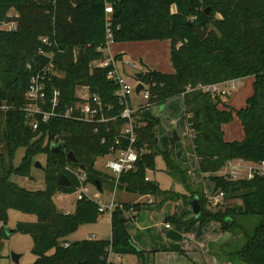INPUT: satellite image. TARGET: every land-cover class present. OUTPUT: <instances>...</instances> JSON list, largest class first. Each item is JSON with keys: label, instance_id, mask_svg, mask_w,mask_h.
<instances>
[{"label": "trees", "instance_id": "16d2710c", "mask_svg": "<svg viewBox=\"0 0 264 264\" xmlns=\"http://www.w3.org/2000/svg\"><path fill=\"white\" fill-rule=\"evenodd\" d=\"M105 4L113 11L109 16L112 43L167 41L172 68L170 73H163L141 64L146 71L142 82L154 83V87L145 107L135 114L139 124L135 169L121 174L116 185L115 180L94 168L98 158L108 155L125 123L119 118L123 106L115 97L116 86L106 77L107 69L92 66L104 58L99 49L106 48L107 42ZM10 12L18 15L16 30L0 29V259L3 244L9 238L5 231L9 210L36 217L34 222H18L15 226L16 233L31 238L30 252L35 257L31 264H105L108 250L141 258L143 251L134 246L123 226L141 210L137 205L121 204L112 211L109 239H86L65 245V238L80 224L94 223L101 213L95 201L82 195L73 213L65 214L57 210L53 197L79 189V181L65 171L69 166L83 168V186L96 188L98 181L102 188L104 180L110 181L111 191L116 188L152 197L157 208L178 201L180 194L160 191L153 180L146 178V171L154 169V158L160 154L169 174L179 176L188 188V169L180 168L183 165L175 161L170 149L157 150V121L141 111L180 96L190 135L189 150L197 171L202 179L211 182V194L222 192L223 202L230 205L215 212L208 210V200L200 188L192 193L201 207L198 218L192 216L188 201L182 200L187 209L167 216L164 223L186 233L195 225L201 228L214 220L221 230L232 231L236 216H257L258 224L250 234L240 226L238 232L244 243L231 254L244 264H264V179L233 180L220 174L229 162H264V0H0V24L10 20ZM188 22L191 27L186 25ZM195 28L207 31L199 37ZM42 37H48L53 44L42 45ZM40 49L52 54L51 62L59 75H50L46 82L48 99L52 90L60 93L58 110L82 103L76 91L87 87L91 95L100 98L106 116L117 118L100 125L52 118L33 131L22 109L31 76L27 65L41 69L48 63L46 57L38 55ZM79 50L83 51L81 61ZM122 56L118 54L115 59ZM240 78H250L252 90L239 109L228 106L224 97H211L200 90L187 91L188 87ZM106 107H110L109 112ZM233 115L239 121L242 138L226 141L223 127L232 121ZM174 141L170 139L171 145ZM52 143H62L64 152L52 153ZM19 148L24 149V155L15 167L14 154ZM68 152L73 153L76 164L67 160ZM39 153L46 155L42 168L44 189L28 191L12 183V175L29 176L32 158ZM61 176L70 181L69 187L57 186ZM235 204L240 205L239 211ZM131 209L133 216L119 222V213L125 215ZM176 252L184 255L181 248ZM184 257L192 262L191 256Z\"/></svg>", "mask_w": 264, "mask_h": 264}, {"label": "rangeland", "instance_id": "374dc122", "mask_svg": "<svg viewBox=\"0 0 264 264\" xmlns=\"http://www.w3.org/2000/svg\"><path fill=\"white\" fill-rule=\"evenodd\" d=\"M108 52L110 54L124 52L123 57L125 62L139 63L142 61L150 69L157 70L158 72L170 73L172 71L167 41L110 43L106 53ZM127 73L129 76H127L126 81L128 84L133 85L135 81L130 77L132 73L130 71H127ZM251 88V79L245 78L242 80L237 91L225 96L224 99L226 98L225 101L230 107L239 109L244 106L246 99L251 95ZM85 92V89L78 88L76 95L84 97ZM135 101H138L139 104L141 99ZM144 114L157 121L155 127L157 150L163 152L170 149L175 161L179 165H183L180 168L188 169L186 171L190 181L188 188L184 187L179 180V176L169 174L165 161L160 154H157L154 158V169L147 170L146 177L149 180H153L160 191L180 194V199L177 202H166L157 208L154 207L157 201H154L152 197L138 196L116 188L111 191L110 185H112V182L105 180L102 183V193L97 191L93 185L88 184L89 187L86 195L99 204L106 205L113 201L115 208L121 204H127L128 206L137 205L141 209L135 213L134 218L123 222V226L129 235L130 241L143 251V256L145 254L150 255L152 250L154 252H163L167 249L168 251L169 245L176 244L180 246L182 252L196 254L201 257L204 264H244L236 255L231 253L239 249L244 243L240 232H238L240 226H243L246 232L250 234L258 224L259 218L257 216H236L237 224L232 231L221 230L219 223L214 220L206 223L201 228L195 225L186 233L177 231L173 226L170 229L165 228L164 219L167 216L172 215L174 211H178L181 208L182 210L184 208L187 209L183 205L182 200H193V191L199 190L200 188H202L203 194L204 192H210L212 184L208 179H202L198 172L197 175L195 174L197 171L196 163L194 156L189 150L190 136L185 123L182 98L177 96L164 103L153 104L144 109ZM223 131V137L226 141H238L242 138L239 121L235 115H233L232 121L224 127ZM173 132L176 133L178 140H175L171 145L170 139L172 138ZM23 155V148H19L15 152L13 159V165L15 167L19 165ZM107 160V157L98 158L94 164V168L104 175L109 176L114 181V175L104 166ZM36 162L39 163V168L34 167ZM32 163L33 165L29 171V176L21 177L12 175L9 180L25 190L42 191L45 187L44 171L42 168L45 167L46 155L44 153L37 154L32 158ZM224 170L226 169L224 168ZM222 172L223 170L220 173L222 174ZM113 185H115L114 182ZM82 195L80 190L72 193H59L53 197V201L57 210L62 213H73L76 201ZM229 205V202L225 204L222 200L216 206H212L208 202L206 208L215 212ZM132 212L133 209L127 214H123V216L129 218ZM35 220L36 217L33 214H22L15 210H9L7 213L6 227L9 230H15L18 222H34ZM110 237L111 213L105 211L99 214L94 223L80 224L76 231L65 238L64 242L66 244H72L86 239L94 238L98 240ZM31 247L32 241L29 236L14 232L9 235V238L3 244V257L0 259V264L11 263L10 253L20 255L18 264H31L34 261V256L30 252ZM176 253L178 257L183 258L182 261L186 263L190 262L184 255L178 252ZM145 260L146 258L142 259L133 254H126L122 255L121 264H144ZM147 264L151 263L149 262Z\"/></svg>", "mask_w": 264, "mask_h": 264}, {"label": "built area", "instance_id": "2783aa9c", "mask_svg": "<svg viewBox=\"0 0 264 264\" xmlns=\"http://www.w3.org/2000/svg\"><path fill=\"white\" fill-rule=\"evenodd\" d=\"M112 12V7L108 4H105L104 14L107 42L106 48L99 49V51L102 52L104 58L99 62L92 63V66L96 68L107 69L106 77L116 86L117 89L115 92V97L123 106V111L119 115V118L124 120L125 123L121 127L120 133L115 137L114 144L109 149L108 155L104 156L108 158L104 166L114 175L116 185L121 174H125L135 169V165L139 157V153L135 148L137 141L136 129L139 127V124L135 119V114L139 109L145 107V104L149 100L152 87H154V83L142 82V78L146 71L141 65H139V63L125 62L122 57L116 60V55L113 56L109 53H106L107 46L112 43V36L109 26V16L112 14ZM8 17L10 20L8 22H2L0 24V29L8 32L15 31L17 27L16 19L18 15L15 12H10ZM40 41L42 45L46 47H50L53 44V42H51L48 37H42ZM38 55L46 57L48 59V63L41 69H33L30 64L27 65V69L31 72V76L25 93V107L22 109L26 116V123L33 131L37 130L40 124H47L52 118L69 119L91 125L106 124L108 122L114 121L117 118L114 116H106V114L103 112L104 105L102 104L100 98L95 94L91 95L87 87L81 88L82 90L85 89L86 91L84 97L77 96L82 101V103H76L75 105L67 107L64 110H58L60 95L59 91L56 89L52 90L49 99L47 98L46 94V82L49 81V76H59L54 70L51 62L52 54L40 49L38 51ZM127 71L132 73V76L130 77H132L135 81L133 85L128 84L126 81V78H128L127 76H129ZM137 73L143 74L140 80L135 78V74ZM242 80L243 79L240 78L228 80L222 83L198 85L194 88L188 87L187 91L200 90L211 95V97H225L230 93L237 91ZM138 83H141L143 88L139 92L138 96H136L134 93V88ZM137 99H141L139 104L137 101H135ZM109 110L110 107H106V112H109ZM103 142L104 139H102V143ZM224 168L226 170L223 169L222 174H220L233 180H250L254 177L264 179V162L256 164L229 162ZM65 171L72 174L79 181L80 187L78 190L82 192V188L84 187L81 184L84 180L83 172L78 169H72L69 166L65 167ZM204 194L212 206L219 204L223 198L222 192H215L214 194H211V192H204ZM79 198L80 196L78 199ZM97 205L99 213H104L105 211L112 213L115 208L113 201L106 205L98 203ZM169 227V224H165V228ZM121 258V255L112 253L110 250H108L105 264H121ZM10 264L14 263L11 262Z\"/></svg>", "mask_w": 264, "mask_h": 264}, {"label": "water", "instance_id": "95a60500", "mask_svg": "<svg viewBox=\"0 0 264 264\" xmlns=\"http://www.w3.org/2000/svg\"><path fill=\"white\" fill-rule=\"evenodd\" d=\"M207 12V10L205 11ZM188 27H191L192 26V23L191 22H188L186 24ZM207 29L206 28H203V29H197L195 28V32L197 33V35L199 37H203L206 33ZM82 55H83V51L82 50H79L78 51V60L81 61L82 60ZM143 74L142 73H137L135 74V78L137 80H140L142 78ZM142 85L141 83H138L135 88H134V93L136 96H138L139 92L142 90ZM172 138L174 140H178V137L176 135L175 132L172 133ZM50 151L52 153H63L64 152V146L62 143H59V144H52L51 145V148H50ZM66 158L69 162L73 163V164H76L77 163V160L75 159L73 153L71 152H68L66 153ZM34 167L36 168H39V163H35L34 164ZM81 170H83V168L81 167ZM71 185L70 181H68L66 179L65 176H61L58 181H57V186L59 187H63V188H67ZM95 186H96V189L97 191H101V188H100V185H99V182L98 181H95ZM188 204L190 206V211L192 213V216L194 218H198L201 214V207L199 205V203L197 202L196 199H193L191 201H188ZM234 208L236 211H239L240 210V205L239 204H235L234 205ZM125 220V217L123 216L122 212L119 213V216H118V221L119 222H123ZM5 231H6V234L9 236L11 234H13L15 232V230H9L7 229V227L5 228ZM169 248L172 250V251H177L179 249V246L176 245V244H171L169 245ZM19 258H20V255L19 254H15V253H10V261L14 264H18L19 262ZM78 264H84V263H78Z\"/></svg>", "mask_w": 264, "mask_h": 264}, {"label": "crops", "instance_id": "0c3cea01", "mask_svg": "<svg viewBox=\"0 0 264 264\" xmlns=\"http://www.w3.org/2000/svg\"><path fill=\"white\" fill-rule=\"evenodd\" d=\"M168 48H169V45H168ZM107 49H108V46H107ZM107 51V50H106ZM109 53V52H108ZM110 54V53H109ZM118 54H125L124 52H115V53H113V54H110V55H118ZM122 59L124 60V57L122 56ZM140 64L139 65H141V64H143V65H145L142 61H140L139 62ZM145 67H147L148 69H150L147 65H145ZM137 103H138V101H137ZM227 105H228V103H227ZM229 106V105H228ZM141 113L142 114H144V110H142L141 111ZM145 115V114H144ZM225 127V126H224ZM224 127H223V129H224ZM224 132V131H223ZM190 136V135H189ZM225 140V139H224ZM195 159V158H194ZM195 163H196V160H195ZM196 170H197V166H196ZM197 172L198 171H196V175H197ZM190 175H191V173H190ZM147 178V177H146ZM148 179V178H147ZM149 180V179H148ZM88 185H86V186H84L83 188H82V192H81V195L83 194V195H85L86 197H88V198H90L88 195H86V193H87V190H88ZM97 192V191H96ZM100 193H102L101 191H100ZM184 193V192H183ZM182 193V194H183ZM91 199V198H90ZM175 202H177V201H175ZM179 202H181L180 200H179ZM182 203V202H181ZM99 204V203H98ZM148 209H150V208H148ZM182 210V208L180 209V210H178V211H174V212H180ZM65 214H68V213H65ZM130 216H133V213H132V215H130ZM129 216V217H130ZM126 217V216H125ZM171 228V226L169 227V228H167V229H170ZM107 239H109V238H107ZM91 240H97V239H91ZM98 240H106V239H98ZM65 245H67L66 243H65ZM135 246V245H134ZM137 249H139L137 246H135ZM169 248V247H168ZM179 248H180V246H179ZM170 249V248H169ZM139 250H141V249H139ZM142 251V250H141ZM184 253V255L185 256H191V258H192V262H185V261H182V259L183 258H181V257H178L176 254V252L175 251H167V249L165 250V251H163V252H154V250H152L151 251V254L150 255H148V254H145L144 256L142 255V259H145L146 258V260H145V262H144V264H147V263H151V264H204V261H203V259L201 258V257H199L198 255H196V254H190V253H186V252H183ZM34 260H35V257H34ZM34 262V261H33ZM32 262V263H33ZM10 264V263H9Z\"/></svg>", "mask_w": 264, "mask_h": 264}]
</instances>
